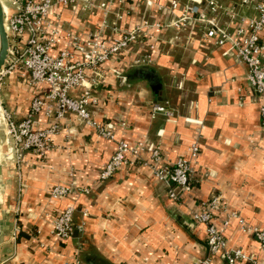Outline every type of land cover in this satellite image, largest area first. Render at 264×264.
Returning a JSON list of instances; mask_svg holds the SVG:
<instances>
[{
  "label": "crops",
  "instance_id": "crops-1",
  "mask_svg": "<svg viewBox=\"0 0 264 264\" xmlns=\"http://www.w3.org/2000/svg\"><path fill=\"white\" fill-rule=\"evenodd\" d=\"M226 3L236 5L239 0ZM58 10L65 29L85 40L105 19L107 33L113 25L134 29L145 12L136 0H115L107 18L101 9ZM238 10L253 14L247 7ZM147 16L150 21L172 18L158 13L156 6ZM66 46L62 35L54 53ZM148 53L152 61L147 65L161 82L157 90L135 74L136 67L142 66L135 60ZM117 70L124 76L119 77ZM93 77V91L101 98L95 116L114 121L117 139L159 143L170 160L199 142L195 185L176 202L169 197L168 186L142 164L123 165L113 177L100 180L116 142L99 137L71 115L69 127L54 136L55 147L46 156L28 150L20 165L8 161L3 166L0 264H192L206 257L211 259L209 264H225L211 255L205 225L194 224L191 212L199 209L201 201L221 194L230 211L264 227L262 96L248 80L247 67L230 47L217 45L190 23L180 30L153 27ZM5 78L0 103L21 121L38 88L31 87L20 70ZM155 103L166 104L174 115L153 116ZM37 118L38 127L48 125L44 114ZM58 184L89 187L90 192L53 199L49 191ZM68 205L76 206L75 221L84 226L76 237L61 241L53 234L52 222ZM223 218L218 212L219 226ZM225 236L229 246L262 258L257 238L243 232L236 219Z\"/></svg>",
  "mask_w": 264,
  "mask_h": 264
},
{
  "label": "built area",
  "instance_id": "built-area-1",
  "mask_svg": "<svg viewBox=\"0 0 264 264\" xmlns=\"http://www.w3.org/2000/svg\"><path fill=\"white\" fill-rule=\"evenodd\" d=\"M5 10L6 27L10 36L8 61L0 74L1 80L20 70L27 83L38 88L34 94L26 118L16 121L6 111L5 135L9 145V157L17 165L23 161L25 151L31 150L42 156L55 147L54 136L70 125L74 115L81 124L92 128L105 139L116 142V149L100 172L99 179L107 180L123 165H145L153 175L168 186L169 197L180 202L189 193L196 182L194 163L201 152L198 141H194L186 154L170 160L159 143L147 140L131 143L117 139L115 124L112 120H99L94 108L101 98L93 91L101 67L115 59L137 42L140 35L150 29L182 27L192 23L198 25L206 38L219 46H228L240 63L247 67V77L255 90L262 96L260 105L261 123L264 130V0H239V3L227 4L226 0H170L167 4L155 0H136L144 7L141 22L131 30L113 25L111 32L102 27L89 32L85 40L71 29H65L61 20L60 7H74L82 10L101 9L107 18L112 13L115 0H1ZM157 7L160 14L172 16L168 21L148 19L147 13ZM238 6L253 10L252 15L240 13ZM122 19V14H117ZM224 17V22H223ZM67 39V46L54 53L60 46L61 37ZM180 38V36H177ZM148 53L135 60L138 65L151 63ZM119 77L123 73L116 71ZM46 86V87H45ZM164 113L169 117L174 112L163 103H155L152 115ZM48 119L46 127H38V115ZM148 155V158L145 157ZM89 187L75 184H58L50 189L53 199L71 194L89 193ZM75 205H68L54 217L53 234L61 241L77 236L84 224L75 221ZM224 218L219 226L217 213ZM84 216L87 210L83 211ZM193 223L203 224L206 228V242L212 256L217 255L225 264H264V227L252 225L238 212L230 211L223 195L216 194L203 200L197 210L191 212ZM236 219L245 233L254 235L262 251V258L255 259L247 255L242 247L229 246L225 236L231 221ZM209 257L198 259L192 264H209Z\"/></svg>",
  "mask_w": 264,
  "mask_h": 264
},
{
  "label": "water",
  "instance_id": "water-1",
  "mask_svg": "<svg viewBox=\"0 0 264 264\" xmlns=\"http://www.w3.org/2000/svg\"><path fill=\"white\" fill-rule=\"evenodd\" d=\"M10 52V36L6 27V16L2 1L0 0V74L3 67L9 57ZM136 76L146 78L150 81L151 85L157 90L161 86V82L158 78L156 70L151 66H138L135 69ZM9 158V157H8ZM8 163V159L5 156L4 159L0 161V179L3 177V166ZM3 231H0V239L3 236Z\"/></svg>",
  "mask_w": 264,
  "mask_h": 264
},
{
  "label": "rangeland",
  "instance_id": "rangeland-1",
  "mask_svg": "<svg viewBox=\"0 0 264 264\" xmlns=\"http://www.w3.org/2000/svg\"><path fill=\"white\" fill-rule=\"evenodd\" d=\"M4 78L1 80V84H2V82L5 81L6 78L5 79ZM0 92H1V90H0ZM0 105H1V103H0ZM6 117H7V115H6L5 107H3L1 105V111H0V121H1L0 122V161L2 159H4V157L6 156L8 161H14L15 162L14 158L9 157V145L5 146L6 135H5L4 128H5V118Z\"/></svg>",
  "mask_w": 264,
  "mask_h": 264
},
{
  "label": "bare ground",
  "instance_id": "bare-ground-1",
  "mask_svg": "<svg viewBox=\"0 0 264 264\" xmlns=\"http://www.w3.org/2000/svg\"><path fill=\"white\" fill-rule=\"evenodd\" d=\"M7 61H8V60H7ZM6 63H7V62H6ZM4 67H5V66H4ZM4 67H3V69H4ZM3 69H2V72H3ZM2 72H1V73H2Z\"/></svg>",
  "mask_w": 264,
  "mask_h": 264
}]
</instances>
